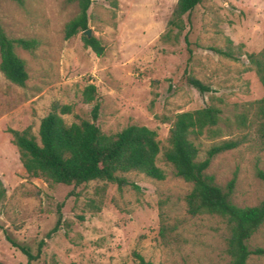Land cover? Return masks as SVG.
I'll list each match as a JSON object with an SVG mask.
<instances>
[{
  "label": "rangeland",
  "instance_id": "374dc122",
  "mask_svg": "<svg viewBox=\"0 0 264 264\" xmlns=\"http://www.w3.org/2000/svg\"><path fill=\"white\" fill-rule=\"evenodd\" d=\"M91 1L88 28L104 47L100 57L84 46L83 32L64 38L65 25L78 12L73 0H0V25L8 37L38 42L32 51L15 49L26 63L24 87L0 73V181L5 189L0 264H27L7 237L35 253L59 214L60 229L32 264H139L134 253L152 264H228L226 221L186 212L184 197L191 184L176 177L161 154L162 181L129 173L121 189L103 182L76 189L49 186L26 174L6 130L30 127L38 139L40 121L53 102L72 106V113L63 116L70 124L92 121L97 101L94 123L103 133L146 126L156 131L164 149L176 114L214 105L221 110V134L194 141L198 159L213 143L241 140L237 148L215 156L206 173L222 189L235 178L230 200L236 206L258 205L264 200V180L258 176V171L264 174V143L254 129L230 124L246 104L264 97V90L245 56L234 61L207 48L225 49L230 39L234 46L243 44L241 53L259 52L264 47V0H203L189 23L184 17L181 33L167 26L177 0ZM187 76L209 85L211 92L199 94L186 83ZM88 85L95 86L96 95L85 104L82 92ZM160 211L173 228L165 241L159 234ZM247 244L250 250L264 249V223ZM246 264H264V256L250 255Z\"/></svg>",
  "mask_w": 264,
  "mask_h": 264
},
{
  "label": "trees",
  "instance_id": "16d2710c",
  "mask_svg": "<svg viewBox=\"0 0 264 264\" xmlns=\"http://www.w3.org/2000/svg\"><path fill=\"white\" fill-rule=\"evenodd\" d=\"M73 1L77 4L78 12L65 25L66 40L89 29L88 10L92 1ZM202 1L177 0L167 26L176 29L177 33L183 32L184 17L189 23L190 14ZM81 39L84 46L97 57L103 55L104 47L96 37L87 38L82 35ZM184 41L191 57V43L187 35L184 36ZM37 45L35 39L8 37L0 25V73L6 80L19 87L25 86L28 79L26 63L17 56L15 49L32 51ZM242 47L243 44L234 46L228 39L225 49H207L234 61L245 56L249 68L254 71L264 90V47L257 53H241ZM186 83L201 95L211 92L209 85L194 77L187 76ZM95 95V86H86L82 92L83 103H92ZM98 110L99 103L96 101L90 112L93 122L78 119L69 124L63 116L72 113V106L53 102L47 115L40 121L38 139L32 134L30 127L20 131L8 128L6 132L11 135V143L17 149L26 174L31 178L41 179L49 186L64 185L76 189L90 182H103L115 184L121 189L128 184L124 175L129 173L142 174L157 181L164 180L165 172L157 165L161 154L162 161L172 168L173 174L191 184L190 191L184 197L186 212L190 216H219L226 221L230 234L226 250L230 257L228 264H246L250 255L264 256V249L250 250L247 244L264 223V200L256 206L238 207L230 200L235 178L222 189L206 173L215 156L237 148L241 140L229 139L213 143L205 151L204 159H198L199 148L194 141L204 134L210 138L221 134L218 128L221 110L218 107L207 105L176 114L168 130V146L164 149L160 146L156 131L146 126L131 124L115 133H103L94 123L98 118ZM233 126L237 129H254L257 138L264 143V97L246 104L243 111L234 116L230 128ZM258 176L264 180L262 172L258 171ZM131 186L135 187L132 184ZM4 195L5 189L0 181V200ZM96 209L99 210V207ZM159 217V234L165 241L173 228L165 223L162 211L159 212ZM61 223L62 217L59 214L55 225L38 242L35 253L10 237L7 240L27 258V264H32L40 258L46 240L60 229ZM133 255L139 264H152L139 254Z\"/></svg>",
  "mask_w": 264,
  "mask_h": 264
},
{
  "label": "water",
  "instance_id": "95a60500",
  "mask_svg": "<svg viewBox=\"0 0 264 264\" xmlns=\"http://www.w3.org/2000/svg\"><path fill=\"white\" fill-rule=\"evenodd\" d=\"M83 35L86 36L87 38L91 37V30L87 29L86 31L83 32Z\"/></svg>",
  "mask_w": 264,
  "mask_h": 264
},
{
  "label": "crops",
  "instance_id": "0c3cea01",
  "mask_svg": "<svg viewBox=\"0 0 264 264\" xmlns=\"http://www.w3.org/2000/svg\"><path fill=\"white\" fill-rule=\"evenodd\" d=\"M263 48V47H262Z\"/></svg>",
  "mask_w": 264,
  "mask_h": 264
}]
</instances>
